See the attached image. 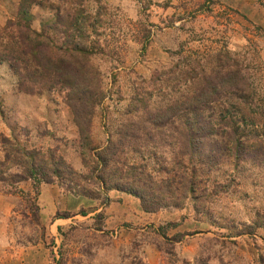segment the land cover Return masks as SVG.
Wrapping results in <instances>:
<instances>
[{
	"label": "rangeland",
	"instance_id": "1",
	"mask_svg": "<svg viewBox=\"0 0 264 264\" xmlns=\"http://www.w3.org/2000/svg\"><path fill=\"white\" fill-rule=\"evenodd\" d=\"M21 2L0 0V161L11 142L40 151L36 166L63 158L86 173L85 150L140 124L142 145L129 139L127 160L144 155L166 204L155 211L162 223L126 244L129 230L115 235L103 209L94 212L123 190L108 188L104 201L56 182L0 181V264H40L42 255L47 264H148L143 245L158 250L157 264H264V0H27V17ZM25 25L48 37L27 36ZM76 33L84 52L71 50ZM79 94L94 104L74 110ZM197 97L208 102L194 112L211 116L218 135L197 151L209 155L194 159L203 180L183 195L174 128ZM170 109L176 122L166 123ZM227 113L239 117L236 135L218 130Z\"/></svg>",
	"mask_w": 264,
	"mask_h": 264
},
{
	"label": "trees",
	"instance_id": "2",
	"mask_svg": "<svg viewBox=\"0 0 264 264\" xmlns=\"http://www.w3.org/2000/svg\"><path fill=\"white\" fill-rule=\"evenodd\" d=\"M27 6V0H22V2L20 3L18 16L21 17L23 14L24 17H27V14L25 13ZM70 24L69 25L71 27L77 26L75 23H73V21H70ZM25 28L27 36L30 35L34 39L37 37H48L47 34H45L44 29H42V31L38 33H35L30 29L29 25H25ZM65 28L66 27L60 29L59 32L62 36H69ZM76 30L78 33V29ZM77 33L71 34V50L76 52L77 50L84 52V48L80 47L79 44L74 40V38H78L77 36H80V33ZM34 45L42 46L43 43L35 42ZM74 69L76 70L80 68L76 66L74 67ZM209 88L215 92L217 91V89H215V86H211ZM80 95L81 94H79L77 99L79 100L81 105L76 106V109L74 108V110L80 111V108H84L86 105H88V103L94 104V102H90L88 96L84 101H81L82 98ZM206 102H208L207 99L201 100L200 97H197V99L189 102L187 104V107H185L184 105L186 112L192 109V113L188 117L184 116L180 119L178 118L177 120L179 121V123L174 128V132L179 135L177 139L181 143L182 149L180 151V157L183 162L177 161L175 164L180 165V178L179 176H177V172H174L175 174H173V176H177V178H175V183L179 185V190L183 195L191 194V192L194 191L195 184H200L199 182L195 183L194 178H198V180L201 182L203 180L202 178H200L201 175L198 167L194 162V159H196V162L201 165L205 162L204 160L209 158V155H204V159L202 158V156H198L197 151L205 149L204 145H208L207 139L209 137L213 136L214 134L218 135V131H215L214 129L215 124L211 120V116L206 117L205 119L194 112L195 108L201 109L202 105ZM145 107L146 104H143V106H140L139 109L145 111ZM172 112L173 110L170 109L164 115H162V118L166 121V123H168V121L176 122L174 119H170L173 117V115H170ZM229 114L230 113H227V119L229 121L220 123V128H218V130L222 132L221 135L227 134L228 129L226 128H229L230 132L235 135L237 134V132H239V117L235 118L234 120L229 116ZM158 118L161 119V117ZM156 123L157 121L155 119H152V129H158L162 126V122H159V124ZM141 126L142 125L140 124L135 125L133 123H128V125H126L127 129H124L122 134H120L117 138H112V141L108 139L105 146L101 147L100 149L91 147L85 150V153L87 152V160H84L83 164L88 169L86 173L76 171L69 164L65 163L63 158H59V165H56L51 161L48 166L45 162H43V164L40 166H36L35 160L38 161V159L40 158V151L34 149H26L21 147L19 144L6 142L5 145L8 146V149H6L4 153V159L0 161V181L17 182L31 179L35 184H39L40 182H56L62 188L69 190L73 194L96 199H98L101 192L105 195V192L108 188L120 189L128 194L136 196L139 199L141 207L144 211L155 212L159 208L164 207L166 204L164 202L165 197H160L157 195V193H155L156 190L161 189L160 185L157 184L158 181H155L154 178L153 180L151 179L152 176L150 171L147 170V164L143 162L144 160H142V157H144L143 154H141L142 157H140V162L127 160L129 156V145L131 142L129 139H132L133 141L132 146L134 144L136 146V143L142 145L141 142L138 141L142 134L135 132ZM133 128H135L136 130H134ZM131 129L133 130L131 131ZM139 147L141 148L142 146ZM135 151L136 149L134 150V152ZM120 153L122 155H120ZM24 158L31 161L29 165L20 161ZM15 159L20 160L15 162ZM9 160L13 165H16L14 166V171L10 173L8 169L2 168L5 165V162H8ZM187 166L188 168H186ZM170 179L171 181H173L172 178ZM169 183L170 181H167L166 185L169 186ZM147 189L152 190V193H150V195L146 193ZM36 192L37 190L35 191V193ZM170 197H173V195L171 194ZM106 200L107 196L105 197L104 201ZM35 206L33 207L35 208ZM35 210L36 208L34 209V211ZM58 229H60V227H58Z\"/></svg>",
	"mask_w": 264,
	"mask_h": 264
},
{
	"label": "crops",
	"instance_id": "3",
	"mask_svg": "<svg viewBox=\"0 0 264 264\" xmlns=\"http://www.w3.org/2000/svg\"><path fill=\"white\" fill-rule=\"evenodd\" d=\"M108 197V204L104 206V208L99 205L94 209V212L103 209L102 211L105 216V226L108 229H113V231H115V235L117 229L123 230V228H125L126 230H129L127 234L130 235V239L124 241L126 244L134 241V236L137 235V231H142L148 226L155 227L157 224L162 223L163 219L160 213L144 211L141 207L139 199L130 194L119 190H111L108 192ZM54 208H56V206H54ZM71 217H69V219ZM45 218L49 219V216L46 214ZM143 246L142 250H144V252L142 253V261L148 264H157L159 258L158 250L155 247L151 248V246ZM39 257L42 259L40 264H47L45 256L42 255ZM18 264L24 263L19 262Z\"/></svg>",
	"mask_w": 264,
	"mask_h": 264
}]
</instances>
